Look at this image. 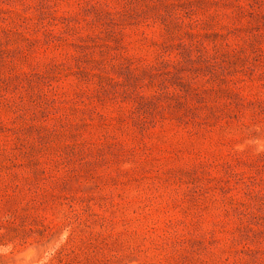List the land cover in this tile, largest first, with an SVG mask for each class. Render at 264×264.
Segmentation results:
<instances>
[{
  "label": "rangeland",
  "instance_id": "obj_1",
  "mask_svg": "<svg viewBox=\"0 0 264 264\" xmlns=\"http://www.w3.org/2000/svg\"><path fill=\"white\" fill-rule=\"evenodd\" d=\"M0 264H264V0H0Z\"/></svg>",
  "mask_w": 264,
  "mask_h": 264
}]
</instances>
